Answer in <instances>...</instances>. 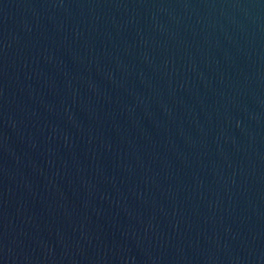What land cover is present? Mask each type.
I'll list each match as a JSON object with an SVG mask.
<instances>
[{"label": "water", "instance_id": "water-1", "mask_svg": "<svg viewBox=\"0 0 264 264\" xmlns=\"http://www.w3.org/2000/svg\"><path fill=\"white\" fill-rule=\"evenodd\" d=\"M0 264H264V0H0Z\"/></svg>", "mask_w": 264, "mask_h": 264}]
</instances>
